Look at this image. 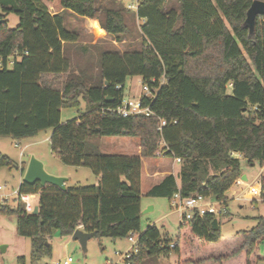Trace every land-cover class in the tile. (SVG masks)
I'll return each instance as SVG.
<instances>
[{
    "label": "trees",
    "instance_id": "16d2710c",
    "mask_svg": "<svg viewBox=\"0 0 264 264\" xmlns=\"http://www.w3.org/2000/svg\"><path fill=\"white\" fill-rule=\"evenodd\" d=\"M58 1L60 11L50 13L42 0H0V136L21 140L51 129V151L64 164L90 168L97 180L65 190L21 182L20 192L38 196L37 214L19 200L0 203V213L15 215L17 234L30 239L31 262L52 255L53 231L69 236L79 227L95 237L137 234L136 251L122 264L170 253L176 264H234L237 257L254 264L264 216L232 240L211 214L181 220L174 240L155 224L140 231L142 159H180L177 177L164 176L145 196L170 201L176 192L199 193L225 204L241 176L240 159L264 164V15L256 16L251 32L244 23L253 0H130L135 8L121 0ZM10 13L18 16L15 28L8 27ZM66 13L96 19L119 43L137 29L138 46L97 52L93 80L88 52H67L78 34L66 27ZM14 53L20 59L9 67ZM128 76L155 90L141 98L154 115L107 110L120 105ZM81 101L84 111L61 122V109H80ZM160 119L166 124L158 130ZM102 137L136 138L140 152L103 154ZM15 166L0 152V168ZM259 186L264 199V174ZM17 261L25 263L23 256Z\"/></svg>",
    "mask_w": 264,
    "mask_h": 264
},
{
    "label": "rangeland",
    "instance_id": "374dc122",
    "mask_svg": "<svg viewBox=\"0 0 264 264\" xmlns=\"http://www.w3.org/2000/svg\"><path fill=\"white\" fill-rule=\"evenodd\" d=\"M50 13L60 10L59 1L52 0L46 2ZM127 6L130 0H121ZM9 28H15L18 25V16L10 13L5 16ZM65 25L69 29H73L78 34L77 42L69 44L67 52H88L87 59L90 61V76L93 80L98 78V60L99 52L102 49H118L123 51L132 47H137L139 43V35L137 29L125 38L123 42H115L108 35L100 31L99 27L92 28L93 32H89L88 27L83 24L77 16L66 13L64 15ZM138 25V22L136 23ZM72 56V60L74 61ZM10 67V66H9ZM142 92V81L139 76H128L124 82L125 98L131 100L138 97ZM84 102L81 101L80 109L65 108L61 109L60 121L77 117L79 111H84ZM51 129L40 131L37 135L21 140H15L10 136H0V152L7 155L16 165L9 169L0 168V185L4 186L5 192H11L17 189L26 169L29 159L33 156L39 160L44 170L55 176H62L67 179V185H93L95 184V175L90 168L86 166H73L61 162L59 157L55 155L49 144V136ZM128 138L121 137H102L99 151L103 154H119V155H136L134 145L138 144V139H131L129 150L121 146ZM118 142V143H117ZM18 144V146H16ZM170 159L163 154L154 159H146L142 166L141 172L149 168H155L158 171L165 169ZM241 171L248 176V183H251L260 171L258 163L250 166L244 159H240ZM180 164V163H177ZM177 166V165H176ZM24 171L21 173V169ZM145 183L140 187L143 189ZM261 198V197H260ZM258 197L251 198L248 201H227L229 216L220 217L221 234L227 239H233L236 232L247 230L256 223L255 217L264 216V199ZM227 199H229L227 197ZM16 199L9 198L8 202L11 206L16 205ZM30 203L36 204L37 198L30 200ZM141 216L140 231H143L148 225L155 224L160 230L161 235L166 234L169 239L174 240L178 235V227L181 221L180 215L170 205L167 198L147 197L141 194ZM134 234V238H137ZM48 240L54 246L55 252L49 257H44L37 262L30 260V239L23 237L16 232V217L13 214L0 213V264H19L18 257L23 256L24 264H51L55 260L62 259L65 256H71L73 262L71 264H122V260H118L115 252H123L129 248L131 242L127 238H118L113 241L109 237H92L86 243V250L83 251L78 241L72 240L71 235L60 236L53 231ZM257 254L261 258L257 259L254 264H264V241L257 246ZM170 253L168 256L149 257L141 264H176L177 256ZM176 260V261H175ZM241 259L237 257L234 264H240Z\"/></svg>",
    "mask_w": 264,
    "mask_h": 264
},
{
    "label": "built area",
    "instance_id": "2783aa9c",
    "mask_svg": "<svg viewBox=\"0 0 264 264\" xmlns=\"http://www.w3.org/2000/svg\"><path fill=\"white\" fill-rule=\"evenodd\" d=\"M127 7L135 8V2L130 1ZM19 59L20 55H18L17 53L12 54L8 57V66H11L15 60ZM154 93L155 90L151 91L147 84L142 83V92L138 97H134L131 100H128L125 98L124 95L120 105L113 108H108L107 110L110 113H114L124 117L136 114H143L145 116L154 115V113L149 109V107L143 106L141 102L142 97H153ZM165 124L166 121L160 119L158 130H160L161 127ZM16 146H18V144H16ZM173 160L177 163L180 162L179 158H173ZM263 174L264 164L260 166V171L258 175L251 183H248L247 180H243L240 176L234 180L233 184L227 191L230 192L231 196H234L237 199H251L256 197L260 198L262 192L259 186V180L261 175ZM9 198H14L23 202L24 210L27 213L32 214L34 207L37 205V203H30L31 199L37 198L36 194L20 192L19 186L17 187V189L12 190L11 192H5L4 186L0 185V203L8 201ZM170 205L174 207V210L180 215L181 220H190L193 216L197 215L199 217H202L205 214H211L216 217H221L228 212V207L224 201H218L211 197L203 196L199 193L182 198L180 194L176 192L170 200ZM128 240L131 242V245L128 250L123 252H115L116 256L118 257V260H122L123 262L130 257L132 252L136 251L137 238H134V235L131 234L128 237ZM72 262L73 258L71 256H65L62 259L53 261L51 264H71Z\"/></svg>",
    "mask_w": 264,
    "mask_h": 264
},
{
    "label": "water",
    "instance_id": "95a60500",
    "mask_svg": "<svg viewBox=\"0 0 264 264\" xmlns=\"http://www.w3.org/2000/svg\"><path fill=\"white\" fill-rule=\"evenodd\" d=\"M257 15H264V1L262 0H253L246 12V18L244 23L249 28L250 32L253 30ZM1 22L2 19L0 18V23ZM66 181L67 179L65 177L55 176L47 173L44 170L42 163L39 160L35 159L33 156L29 159L22 177V183L31 185L38 182L41 186L45 184H52L57 186L61 190H65ZM37 213H38V206L36 205L34 207L32 214H37ZM95 235H96V231L85 232L82 229L77 228L71 234V239L78 241L81 246V249L85 251L87 241L90 238L94 237ZM0 250L1 251L4 250L3 246L0 247Z\"/></svg>",
    "mask_w": 264,
    "mask_h": 264
},
{
    "label": "crops",
    "instance_id": "0c3cea01",
    "mask_svg": "<svg viewBox=\"0 0 264 264\" xmlns=\"http://www.w3.org/2000/svg\"><path fill=\"white\" fill-rule=\"evenodd\" d=\"M78 18L81 19V21L83 22V24L85 25V27L86 26L88 27L89 32H93V29L92 28H95V27H91L90 24H91L92 21H95L97 23V26L99 27L100 31H102L105 34V31L100 27L99 22L96 19H89V18H82V17H78ZM118 138H121V137H118ZM125 138H128L129 140H127L126 142H124L123 144H121V146L124 147L125 149H127V151H128L129 148H130V146H131L130 140L131 139H135V138H131V137H125ZM100 141H101V139H100ZM100 144H101V142H100ZM134 147H135V154H139V152H140L139 145L138 144L137 145H134ZM151 159H153V160L155 159L156 160V158H151ZM169 159H170V161L167 162V164L165 166V169H163L161 171L160 170L158 171L157 169H155V168L152 167V168H149V170L146 169L144 172L143 171L141 172V178H140L141 186H142L143 183L146 184L145 187L143 189H141V194L145 195V193L152 186H154L157 183H159L162 180V178L164 176L168 175V174H172L175 177H177V174L179 172L180 165L177 164V162H175L172 157H169ZM145 160L146 159H142V166L144 165ZM250 166H253V165H250ZM21 173H22V169H21ZM241 178L243 180H248L247 174H245V172H243V171H241ZM96 181L97 180L95 179V182ZM65 185H67V181L65 182ZM225 195L229 198V199H227V201H229V202L230 201H236V202H238V201H248V200H251V199H237L236 197L231 196L230 192H228V191L225 193ZM37 201H38V196H37ZM226 216H229V212H227ZM113 241H116V239H113ZM52 248H53L52 249V253H54L55 252V249H54V246L53 245H52ZM126 250H128V248H126L124 251H126Z\"/></svg>",
    "mask_w": 264,
    "mask_h": 264
},
{
    "label": "bare ground",
    "instance_id": "6f19581e",
    "mask_svg": "<svg viewBox=\"0 0 264 264\" xmlns=\"http://www.w3.org/2000/svg\"><path fill=\"white\" fill-rule=\"evenodd\" d=\"M90 25L91 27H95V28L97 27V23L95 21H92Z\"/></svg>",
    "mask_w": 264,
    "mask_h": 264
}]
</instances>
